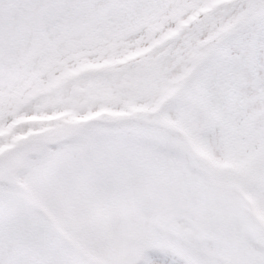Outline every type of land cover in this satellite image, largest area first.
Listing matches in <instances>:
<instances>
[{
    "label": "snow or ice",
    "instance_id": "snow-or-ice-1",
    "mask_svg": "<svg viewBox=\"0 0 264 264\" xmlns=\"http://www.w3.org/2000/svg\"><path fill=\"white\" fill-rule=\"evenodd\" d=\"M0 264H264V0H0Z\"/></svg>",
    "mask_w": 264,
    "mask_h": 264
}]
</instances>
